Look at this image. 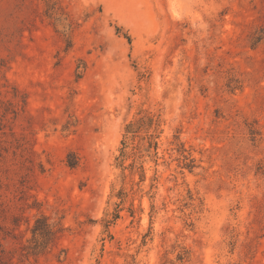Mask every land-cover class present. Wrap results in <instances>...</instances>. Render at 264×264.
Wrapping results in <instances>:
<instances>
[{
	"label": "rangeland",
	"instance_id": "1",
	"mask_svg": "<svg viewBox=\"0 0 264 264\" xmlns=\"http://www.w3.org/2000/svg\"><path fill=\"white\" fill-rule=\"evenodd\" d=\"M57 2L0 0V264H264V0Z\"/></svg>",
	"mask_w": 264,
	"mask_h": 264
},
{
	"label": "trees",
	"instance_id": "2",
	"mask_svg": "<svg viewBox=\"0 0 264 264\" xmlns=\"http://www.w3.org/2000/svg\"><path fill=\"white\" fill-rule=\"evenodd\" d=\"M46 4V11L45 14L56 21H60L61 16L64 15L63 8L57 2V0H44ZM69 28H71V22L68 24ZM120 31V28H118ZM129 41H131L130 36H127ZM71 41L69 40L67 44V48L71 47ZM80 73L77 74L80 77ZM153 129V132L148 134V146L147 151H151V148L155 150V155L158 154V140L157 138L160 136L162 130L160 129V120L158 117L154 115H143L137 118L136 120H132L126 124L125 127V136L122 140V151L121 157L119 159L118 165L126 168L124 166V160L128 157L126 152V148L129 146L130 140H135L136 137L139 136V133L142 130L149 132ZM144 138V137H143ZM74 154L69 155V165L75 167L79 163V157L75 155V158L72 159ZM119 158V157H118ZM134 163H131L130 166L132 167ZM191 166V164H187ZM141 169L143 166H140ZM144 176V175H142ZM115 218L118 217V213L115 214ZM111 220H108V225L110 224ZM64 231V227L59 224L58 226L50 224L48 221V217L45 215H41L36 219L35 225L33 227V236H34V246H33V253H41L43 252L50 243H55L61 236Z\"/></svg>",
	"mask_w": 264,
	"mask_h": 264
}]
</instances>
